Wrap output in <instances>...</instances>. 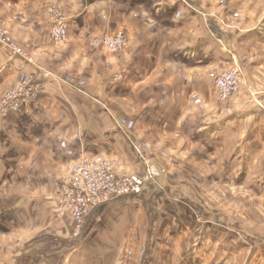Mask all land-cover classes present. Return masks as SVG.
I'll return each instance as SVG.
<instances>
[{"label": "crops", "instance_id": "crops-1", "mask_svg": "<svg viewBox=\"0 0 264 264\" xmlns=\"http://www.w3.org/2000/svg\"><path fill=\"white\" fill-rule=\"evenodd\" d=\"M55 9L68 17V38L61 45L50 34ZM0 20L35 59L31 63L0 44V86L26 74L41 83L33 99L2 118V186L41 183L50 190L45 183L71 169L80 156L103 157L104 131L111 132L114 125L117 131L119 121L130 135H143V145L147 135H173L178 140L170 149L183 144L191 159L193 149L204 150L196 152L203 161L213 155L201 145L215 153L222 143L214 135L231 133L220 121L229 127L232 114H249L254 119L250 128L259 130L252 148L259 154L264 149V119L258 111H247L254 102L248 84L264 92V0H0ZM120 31L129 39L125 57L88 43L92 35ZM234 59L244 77L242 93L213 105L215 75ZM107 69L108 92L103 88ZM107 96L125 101L127 112L109 106ZM202 107L214 109L208 128L189 121L190 111ZM208 130L210 140L205 138ZM116 158L119 174L142 173L135 152ZM239 160L226 162L236 165ZM56 181L53 195L61 190ZM13 219L10 211H2V227ZM230 228L169 223L160 259L166 264H232L248 253L246 264H264V241H252L246 233L239 240Z\"/></svg>", "mask_w": 264, "mask_h": 264}, {"label": "rangeland", "instance_id": "rangeland-1", "mask_svg": "<svg viewBox=\"0 0 264 264\" xmlns=\"http://www.w3.org/2000/svg\"><path fill=\"white\" fill-rule=\"evenodd\" d=\"M53 12L54 10L51 19ZM205 23L209 25L206 21ZM215 24L218 25L217 21ZM219 24L221 27L222 24ZM2 31L5 34L1 36L13 47L21 50L14 53L7 46L12 54L25 57L31 63L35 62L29 49L20 45L12 29L0 20V34ZM101 36L103 35H92L88 43L105 49L99 40ZM127 49L113 54L125 57ZM105 51L112 53L107 49ZM235 63L241 73L242 86V69L235 59L232 66L219 71L215 76L231 70ZM104 74L107 75V85L103 88L108 92L109 69ZM32 79L38 80L26 74L6 87L0 86V264H166V260L160 259V249L164 251L167 243L165 228L176 221L205 222L221 229L230 226L228 232L234 233V237L239 240L244 239L246 233L252 241H264V149L259 154L252 148L251 139L258 140L259 130L250 128L254 119L249 114H232L229 127L220 121L219 126L228 128L231 133L224 138L221 132L214 135L222 143L215 153L201 145L207 149L206 152L213 155L212 159L203 161L196 152L204 153V150L193 149L191 159V153L189 155L184 150L183 144L177 150L170 149L178 140L173 135H147L146 144L143 145V135H130L121 125V121L116 125L118 132L113 129L115 125L111 132L104 131L103 157H125L127 153L135 152L140 160V172L143 174L146 165L133 147L132 142H136L132 139L134 136L138 138L136 143L142 146L144 156L159 173L146 181L139 195L118 197L95 208L77 235L74 234L75 222L69 214H62L61 190L54 195L51 192L52 187L56 191L58 189L56 179H59L60 184L61 178L72 174L73 167L64 173L60 172L58 177H55V173L53 180L45 183L49 184L50 190L47 186L45 189L41 183L35 185L36 183L20 184L10 181L2 186V118L8 114L4 113L3 106L17 94L22 84ZM247 87L257 93V98H264V92L255 85L248 84ZM240 93L241 89L226 101H220L214 91L211 103L227 104L239 97ZM104 100L116 110L121 109L124 113L128 110L127 103L123 100L112 101L108 96ZM250 107L252 109L247 111H258L264 119V112L259 109L256 101L250 103ZM213 112L211 107H202L200 110L198 108L190 111L192 117L189 121L199 124V127L201 124L208 128L213 122L210 121ZM210 131L205 132V138L212 137V134L207 133ZM243 141V149L235 151L234 148ZM117 150L119 153L115 154ZM235 157L240 158L235 162L236 165L226 162ZM4 210L10 211L14 219L2 227ZM5 229L14 231L4 234ZM130 229H133L132 232ZM163 259L166 258L163 256ZM249 260L251 256L245 253L232 264H246L250 263Z\"/></svg>", "mask_w": 264, "mask_h": 264}, {"label": "built area", "instance_id": "built-area-1", "mask_svg": "<svg viewBox=\"0 0 264 264\" xmlns=\"http://www.w3.org/2000/svg\"><path fill=\"white\" fill-rule=\"evenodd\" d=\"M0 34V44L8 46L14 53L20 49L8 43ZM51 37L55 43H63L68 38V17L59 9L52 15ZM2 35V36H1ZM100 43L109 52L118 53L129 44L128 36L120 31L115 34L103 35ZM235 63L231 70L215 78V91L220 101H226L241 89V73ZM41 90V83L33 79L21 85L9 102L3 106L4 113L18 111L23 103L29 101ZM249 93L264 112V98H257V93L248 88ZM2 108V109H3ZM134 149L145 163V172L121 175L118 173L119 162L115 157L80 156L73 164L72 174L61 178L60 187L63 197L62 214H69L75 222L74 234L77 235L87 217L101 204L127 195H139L147 180L158 175V169L144 156L142 146L132 142Z\"/></svg>", "mask_w": 264, "mask_h": 264}]
</instances>
